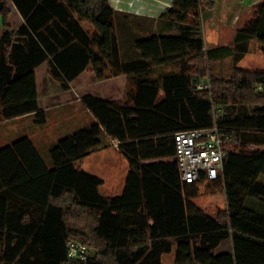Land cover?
Listing matches in <instances>:
<instances>
[{
    "label": "trees",
    "instance_id": "obj_1",
    "mask_svg": "<svg viewBox=\"0 0 264 264\" xmlns=\"http://www.w3.org/2000/svg\"><path fill=\"white\" fill-rule=\"evenodd\" d=\"M170 1L124 61L109 0H0V122L32 114L47 123L35 75L44 62L64 89L88 66L98 80L132 83L120 101L81 98L94 121L49 145L50 167L28 136L0 146V264H67L69 239L95 250L79 264H161L171 250L175 264H264V70L234 66L226 80L207 72L212 61H240L252 40L264 47V1L215 47L201 19L215 0ZM10 5L22 19L14 29ZM213 125L230 136L222 170L184 182L174 133ZM110 141L127 173L119 195L103 196L102 179L77 163ZM204 181L222 185L224 209L194 203ZM225 241L230 251L219 250Z\"/></svg>",
    "mask_w": 264,
    "mask_h": 264
},
{
    "label": "rangeland",
    "instance_id": "obj_2",
    "mask_svg": "<svg viewBox=\"0 0 264 264\" xmlns=\"http://www.w3.org/2000/svg\"><path fill=\"white\" fill-rule=\"evenodd\" d=\"M145 10L155 14L154 17L142 15L140 13L127 12L124 10H115L114 27L119 38H123L120 44L123 49L130 51L134 56V48L131 44V39L140 38L148 35L150 28L157 25L156 20L162 12L166 10L170 0H160V4L155 0H143ZM258 4L264 0H244L243 5L246 7H238V0H215L211 6H207L202 10V33L205 44L212 47L216 44H230L233 39V34L237 29L242 27L253 13V2ZM143 5V6H144ZM113 7V6H112ZM11 14L9 22L11 27L16 28L21 19L16 13L13 6L10 5ZM154 10V11H153ZM149 20H155L149 21ZM1 22V21H0ZM87 27V26H86ZM89 28V27H88ZM1 31V24H0ZM238 66L249 71L264 70V47L259 45L255 40L249 42L248 53L238 62H233L231 56H227L210 64L212 76L223 77L226 80L229 77L232 67ZM164 69L159 67L153 71V75L157 76ZM252 107L229 106L225 108L228 113H239L240 111L250 112ZM56 111V112H60ZM53 112V111H51ZM55 112V111H54ZM53 116L49 117V123L46 126H35L34 118H23L15 121L0 122V146L6 145L15 139L22 136H28L38 147L40 155L43 157L48 167L51 166L49 157V145L63 135H68L71 132L80 128L84 122V118H78L72 124L64 127H59L53 123ZM36 127V129H35ZM63 133V134H62ZM114 146L113 142L109 145ZM105 147L98 151L82 158L78 163V167L97 175L103 181L99 187V193L103 196H116L122 191L123 179L126 170V160L118 154L114 148ZM115 147V146H114ZM264 148V147H262ZM259 181L264 183V176L259 177ZM198 199L194 203L201 209L214 211L217 208H225V196L222 185L201 182L197 185ZM90 255L95 250L89 247ZM161 264H175L174 251L165 253L161 256Z\"/></svg>",
    "mask_w": 264,
    "mask_h": 264
},
{
    "label": "crops",
    "instance_id": "obj_3",
    "mask_svg": "<svg viewBox=\"0 0 264 264\" xmlns=\"http://www.w3.org/2000/svg\"><path fill=\"white\" fill-rule=\"evenodd\" d=\"M155 1H157L159 4L161 2L160 0H155ZM238 1H239L238 7H242V8L246 7L243 5L244 0H238ZM109 3L111 4V6H113V9L115 8L117 10H124L123 7H125L128 8L125 9L127 10V12H131V13L136 12V14L140 13L142 15H147L150 17L155 16V14L150 12L152 9L145 10V5L143 0H109ZM254 3L255 1L253 2L252 5H254ZM217 45H222V44L218 43L216 45H213L212 47H215ZM206 46L209 47L208 45ZM120 57L124 61L132 59V53L124 49L120 51ZM35 75H36V84H37V92H38V106L41 110H44L47 113V123L45 125H42V127L48 125L49 117L53 116L54 117L53 124L57 126L58 130L59 127H64L67 126L68 124H72L73 121H76L80 117L84 118L83 120L84 124L80 128H83L89 125L92 121H94L91 113L81 103V98L84 95L91 94L107 101H120L125 97L128 85L129 88L132 87L131 78H128L127 75L125 74L109 77L103 80H98L96 78L95 73L90 69L89 66L83 69L80 73H78L76 77H74L71 81H69L68 87L65 89L62 88L60 83L48 73L47 62L41 63L39 66L36 67ZM59 110L61 111L56 112ZM26 117L34 118L33 115L30 114V115H24L22 117L10 119L7 121H15L17 119H23ZM35 126L38 127L39 125L35 124ZM112 142L115 147L114 146L112 147L108 146V147L114 148L115 151L118 154H120L122 158H124L121 152L118 150L116 143L114 141H110V144ZM33 144L35 145L34 142ZM36 148L38 149L37 146ZM260 149H264V148L261 147ZM125 163H126V170L124 174L126 176L127 162ZM124 179L122 183L123 185H124ZM122 188L123 186L121 187V189ZM219 250L230 251L231 250L230 241H225L221 243L219 246Z\"/></svg>",
    "mask_w": 264,
    "mask_h": 264
},
{
    "label": "built area",
    "instance_id": "obj_4",
    "mask_svg": "<svg viewBox=\"0 0 264 264\" xmlns=\"http://www.w3.org/2000/svg\"><path fill=\"white\" fill-rule=\"evenodd\" d=\"M173 138L174 159L181 180L188 183L196 182L201 174L208 180L218 177L226 158L224 145L230 140L228 134L213 125L207 128L178 131L174 133ZM89 253V247L80 240L69 239L66 242L67 264L84 262L89 257Z\"/></svg>",
    "mask_w": 264,
    "mask_h": 264
}]
</instances>
